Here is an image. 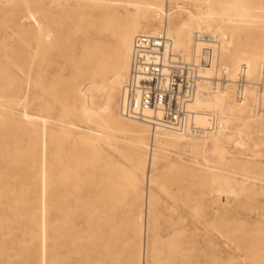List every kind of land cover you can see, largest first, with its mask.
Wrapping results in <instances>:
<instances>
[{
	"label": "rangeland",
	"instance_id": "obj_1",
	"mask_svg": "<svg viewBox=\"0 0 264 264\" xmlns=\"http://www.w3.org/2000/svg\"><path fill=\"white\" fill-rule=\"evenodd\" d=\"M78 1L56 0L51 7L55 14L70 8L72 17L66 36L45 52L52 64L38 83V28L29 15L41 1L0 0V264H138L146 189L151 192L154 214L148 264H264V161L247 164L250 155L238 152L227 154L231 159L227 165L216 163L209 154V168L200 154L194 155L198 164L194 157L170 148L158 153L150 182L149 169L141 161L152 150L137 152L131 141L134 132L118 128L111 133L109 124L96 114L80 112L73 90L83 84L76 79L74 67L81 56L71 49L72 39L81 34L75 29ZM150 1L117 0L111 5L103 1L89 37L115 49L114 32L135 24L137 6L141 17L136 24L145 25L142 13ZM227 1L163 3L178 9L176 14L182 17L186 12L179 13L178 5L196 10L200 4L225 15L237 10L252 15L249 22L230 23L234 28L230 46L235 52L231 63L243 64L246 55L259 51L249 80L260 89L264 86V0ZM39 95L50 107L49 114L43 112L46 126L25 116L40 111ZM120 99L119 93V111ZM248 104L255 116L243 134L264 151V103L250 100ZM68 123L72 132L62 127ZM243 170L263 181L254 187L240 183L234 187L237 194L220 193L214 200L208 195L210 189L216 195L217 188H230L225 184L229 178L242 180ZM63 186L65 197L60 194ZM61 211L68 213L59 230L60 221L53 218ZM61 236L62 242H56ZM57 253L62 254L58 262Z\"/></svg>",
	"mask_w": 264,
	"mask_h": 264
},
{
	"label": "bare ground",
	"instance_id": "obj_2",
	"mask_svg": "<svg viewBox=\"0 0 264 264\" xmlns=\"http://www.w3.org/2000/svg\"><path fill=\"white\" fill-rule=\"evenodd\" d=\"M40 1L41 4L36 7V11L30 12L29 15L35 20L38 28V39H36L39 44L38 83L41 81L42 72L52 64L49 57L45 56V52L55 48L56 41L66 36L64 32L66 31V26L69 27V21L72 17L70 8L65 11L62 9L58 14L51 10V7L56 6V0H52L49 3H45V0ZM103 1L111 5L115 4L117 0H79L75 11V19L78 21L75 29L83 34L77 36V39H72L71 46V49L78 54L77 56H81L77 58L74 67L76 79L83 84L77 85V89L73 90V102L81 104L80 112L85 116L96 114L98 118L109 124L111 133H114L113 131L118 128L134 132L135 135L131 139L134 149L137 152H141L144 148L152 150V153L150 152L151 154L148 157L145 156L141 161V165L149 169L150 182H152L151 178L155 176L152 172L153 165H156L159 161L160 156L158 153L170 148H177L179 153L183 152L192 157L200 154L209 168H212L208 163L209 158H207V155L209 154L214 157L216 163L227 165H229L228 162L231 160H227V154L238 152L250 155L246 161L247 164L263 162L264 151H261L257 147L258 143L253 142L252 139H245L246 135L244 136L243 134L244 127H250L249 122L255 116L254 107L248 104L249 101L251 100L253 103L262 101L264 103V86H260L259 89L254 85V81L249 80L251 73L257 67L261 53L256 50L253 55H246L247 59L244 57L243 64L239 63L236 65V62L231 63L235 52L234 50L232 51L230 46L232 43L231 38L234 36V28H232L230 23L236 20H239V23H245L250 17L252 18V15L241 10L225 15V12L214 7L203 8L200 4H197L196 10L190 9L187 5H178L179 13H182L181 11L186 12V15L182 17V14H176L178 9L170 7L168 3H163L164 0H151L148 2V8L142 13L145 25L136 24V19L141 17V8L137 6V11L133 16L135 24L133 26L124 25L123 28L114 32L116 43L114 45L115 49L111 50L109 46L101 45L96 39L89 37L90 29L95 25L96 10H102ZM167 1L169 0H165V2ZM220 2L223 3V0H220ZM226 2L228 3L229 1L226 0ZM107 7L113 8L112 6ZM150 27L155 30H151ZM67 30V37L70 38V28H67ZM194 30L203 33L204 37H198V31L194 33ZM161 32H165L168 38L172 40L174 50L182 60L196 66L198 74L196 78L197 91L190 107L196 111L197 121L203 126H208L209 124V113H217L222 125L215 132L185 134L162 128L154 129L149 122L125 117L120 112L121 109L120 111L117 109V96L119 93L122 94L123 86L129 74L134 37L137 34L154 35ZM35 52H37V49ZM74 52L71 55H74ZM46 61L47 65H44ZM241 69L244 99L239 102L236 99L235 89H229L228 87L235 86V81L239 78ZM262 77L264 78V71L262 72ZM261 80L263 79L261 78ZM37 101L40 105H38L40 111L33 114L25 112V116H28L33 121L41 120L46 126L48 120L43 112L49 114L50 107L48 103L43 101L42 95H39V98L37 97ZM259 105L261 104L259 103ZM262 114L264 116V112ZM257 115L259 114L257 113ZM262 123H264V117ZM45 126L44 129L46 128ZM62 127L68 132H72L70 123L68 125L63 124ZM179 157H181V154H179ZM194 160L198 164L201 163L195 157ZM241 175L242 180L227 179L225 184L229 185L230 188H226V186L217 188L218 192L215 190L217 196L214 195V190L212 189L207 192L208 195L214 200V197L218 198L220 193L235 192L234 187L240 183H250L254 187L259 180L263 181L261 176L248 171L244 172L243 170ZM60 194L61 196H66L67 190L65 186L61 189ZM150 194V190L146 189L142 196L140 226L142 236L138 264H140V258L141 264H148V257L153 251L150 231L154 214L153 201ZM67 213V211L66 213L61 211V214H56L53 218L54 222L60 221L58 223L60 224L59 230L67 217ZM29 242L33 245L32 240ZM56 242H62V236L61 240L58 239ZM61 256L62 254L60 253L56 254L57 262L62 258Z\"/></svg>",
	"mask_w": 264,
	"mask_h": 264
},
{
	"label": "built area",
	"instance_id": "obj_3",
	"mask_svg": "<svg viewBox=\"0 0 264 264\" xmlns=\"http://www.w3.org/2000/svg\"><path fill=\"white\" fill-rule=\"evenodd\" d=\"M198 37H204L198 33ZM197 68L176 54L165 32L137 34L133 39L129 74L123 86L120 109L125 117L145 120L154 128L185 134H206L221 127L217 113L200 125L191 109L197 91ZM237 101L244 99L242 69L235 81Z\"/></svg>",
	"mask_w": 264,
	"mask_h": 264
}]
</instances>
